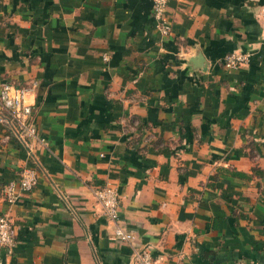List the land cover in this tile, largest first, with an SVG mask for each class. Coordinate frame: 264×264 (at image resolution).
Wrapping results in <instances>:
<instances>
[{
    "label": "crops",
    "instance_id": "1",
    "mask_svg": "<svg viewBox=\"0 0 264 264\" xmlns=\"http://www.w3.org/2000/svg\"><path fill=\"white\" fill-rule=\"evenodd\" d=\"M165 13L161 36L150 0H0V83L35 81L43 140L28 156L0 123V264H133L92 194L106 182L156 264H264V0ZM232 50L248 60L226 68ZM25 164L36 184L9 204Z\"/></svg>",
    "mask_w": 264,
    "mask_h": 264
},
{
    "label": "built area",
    "instance_id": "2",
    "mask_svg": "<svg viewBox=\"0 0 264 264\" xmlns=\"http://www.w3.org/2000/svg\"><path fill=\"white\" fill-rule=\"evenodd\" d=\"M151 13L155 27L161 36L170 33V22L165 13L168 0H150ZM107 55L103 54L102 59L106 60ZM248 60V54L239 50H232L225 53L220 59L221 64L226 68H235ZM35 81L29 85H15L8 81L0 83V123H5L13 131L16 137L26 146L27 155L31 156L32 144L42 143L43 140L37 136L35 125L31 118L32 104L26 101V96L31 93ZM264 96V89H263ZM36 169L25 164L15 179H10L2 186V199L11 204L15 202L22 192H27L36 184ZM95 200L101 207L105 218L111 223L109 239L126 242L131 248V259L133 264H156L149 250L145 247H138L134 244L133 232L124 227L118 216V194L116 189L108 182L95 186L92 189ZM13 244L10 220L5 213H0V248H9ZM173 264H184L181 259Z\"/></svg>",
    "mask_w": 264,
    "mask_h": 264
},
{
    "label": "water",
    "instance_id": "3",
    "mask_svg": "<svg viewBox=\"0 0 264 264\" xmlns=\"http://www.w3.org/2000/svg\"><path fill=\"white\" fill-rule=\"evenodd\" d=\"M196 57H199V58H200V61L198 60L197 63H196V64L199 66L200 64H202V57L199 56L198 54H196V55L194 56V58H193V61L196 60Z\"/></svg>",
    "mask_w": 264,
    "mask_h": 264
}]
</instances>
